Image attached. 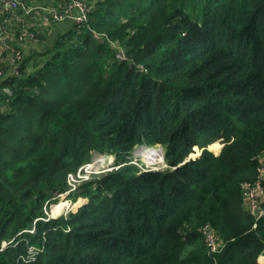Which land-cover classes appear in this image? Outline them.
Returning a JSON list of instances; mask_svg holds the SVG:
<instances>
[{
  "label": "trees",
  "instance_id": "trees-1",
  "mask_svg": "<svg viewBox=\"0 0 264 264\" xmlns=\"http://www.w3.org/2000/svg\"><path fill=\"white\" fill-rule=\"evenodd\" d=\"M83 1L48 45L62 21L0 11V43L21 51L0 58V264H260L243 186L264 169V0ZM23 29L44 44L25 51ZM140 144L168 166L130 163ZM98 151L119 167L50 214Z\"/></svg>",
  "mask_w": 264,
  "mask_h": 264
},
{
  "label": "built area",
  "instance_id": "built-area-1",
  "mask_svg": "<svg viewBox=\"0 0 264 264\" xmlns=\"http://www.w3.org/2000/svg\"><path fill=\"white\" fill-rule=\"evenodd\" d=\"M20 7L25 11L24 13L27 14L35 11L37 18L46 24V27H49L55 21H62L69 17L73 18L76 22L87 19L88 6L83 0H69L66 3H61L59 5L43 3L34 4L28 3V1L25 0H0V11L7 14V20L5 21L7 24L13 23L12 21L15 17V11ZM74 7L78 8L79 10L76 16L72 15V9ZM32 24L33 23H31V25ZM3 25H5V23H3ZM26 37L36 39L35 33L30 29H23L21 32L20 39L25 40ZM6 50H9V52L13 54L14 58L19 59L21 57V51L19 49H13L11 47L1 48L2 52ZM0 72H2L1 69ZM16 73L18 74L19 72L16 70ZM261 162L263 163V159H261ZM72 176L73 175L70 176V183L72 184L73 189L74 181H71ZM262 180H264V169H261L260 177L257 181H255L254 184L246 183L243 186V194L246 198V204H248L249 210L256 214L257 218H260L264 215V206H262L264 201V187L262 185ZM203 231L205 233L207 245L209 247V252L220 251V248L217 245L219 238H217L213 229L209 225H206L204 226ZM259 261L261 264H264V249L259 255Z\"/></svg>",
  "mask_w": 264,
  "mask_h": 264
},
{
  "label": "rangeland",
  "instance_id": "rangeland-1",
  "mask_svg": "<svg viewBox=\"0 0 264 264\" xmlns=\"http://www.w3.org/2000/svg\"><path fill=\"white\" fill-rule=\"evenodd\" d=\"M5 47H12V46L9 43H0V58L2 56L1 54H3L1 51V48H5ZM3 56H4V58L6 57V55H3ZM142 146H148V147H151L154 149H160L161 151L163 150V153L165 151V148L162 144H155V145H148V144L143 145L142 144ZM138 147L140 148V145H137L135 147V149L133 150L132 157L134 160L131 161L130 163H137L139 166H141L142 169H150V170L151 169H162V168L168 166L166 163V160H165V156H163V160L159 164V162H150L146 158L136 155L135 152L138 149ZM222 147H223V144L220 141H215L209 145V148L213 151H215V150L220 151L222 149ZM215 148H219V149H215ZM198 150H200V149L198 148L196 150V152ZM198 152H200V151H198ZM98 155L100 156V158H96V156L94 155L91 162L87 163V165H85V167H83L77 173V175H73L71 177V181H74V183H73V188L75 190L74 192L79 191V189L81 188V186L83 184L89 183L91 181H95V180L99 179L102 175H106L107 173H109L110 171L115 169L116 168L115 166H117V168L119 167V165L115 164V154L114 153L106 151V152H103L102 154H98ZM101 161H103V162H101ZM104 163H105V165H104ZM95 187H96V185L94 184L93 188H95ZM69 192H71V191H69ZM67 195L68 194H66V193L61 194L58 202H60L61 200H68L69 205L66 204L65 207L63 206L61 209H57L55 204L58 202H56L52 206V210H51L50 214L59 216L61 214L67 213L69 210H71L74 206L77 205V202H79V201L81 202L84 199L82 195H79L77 200H69V199H66Z\"/></svg>",
  "mask_w": 264,
  "mask_h": 264
},
{
  "label": "crops",
  "instance_id": "crops-1",
  "mask_svg": "<svg viewBox=\"0 0 264 264\" xmlns=\"http://www.w3.org/2000/svg\"><path fill=\"white\" fill-rule=\"evenodd\" d=\"M38 2H39V4L43 3V4L59 5L61 3L66 2V0H39ZM78 11H79L78 8L74 7L72 9V15L76 16V14H78ZM28 15L29 14H27V13L18 14L17 20L20 23V27L21 26H23V27L26 26V18H27ZM67 19H69V18H67ZM64 23H65L64 20H62V22L55 23L51 27L50 30H46L47 31L46 38L43 41L46 45H48L49 43L53 42L54 38L57 36L58 30L60 29V27H57V25H63ZM0 25H1V19H0ZM34 40H36V39H34ZM38 43H40V42H38L37 40L36 41H30L29 40V42L19 43V44L24 48L25 51H34L38 47H41L42 44H44V43H40V44H38Z\"/></svg>",
  "mask_w": 264,
  "mask_h": 264
},
{
  "label": "bare ground",
  "instance_id": "bare-ground-1",
  "mask_svg": "<svg viewBox=\"0 0 264 264\" xmlns=\"http://www.w3.org/2000/svg\"><path fill=\"white\" fill-rule=\"evenodd\" d=\"M135 154L138 155V156H142V157L146 158L150 162H159V164L162 162L163 156H164L163 150L161 151L160 149H154V148H151V147H148V146H141L140 148L138 147V149L136 150ZM101 162H103V161H101ZM104 165H105V163H104ZM66 204L69 205V201L68 200H61L60 202L56 203L55 206H56L57 209H61L63 206L65 207Z\"/></svg>",
  "mask_w": 264,
  "mask_h": 264
},
{
  "label": "clouds",
  "instance_id": "clouds-1",
  "mask_svg": "<svg viewBox=\"0 0 264 264\" xmlns=\"http://www.w3.org/2000/svg\"><path fill=\"white\" fill-rule=\"evenodd\" d=\"M140 145H142V144H140ZM140 147H141V146H140ZM218 151H219V150H218ZM102 153H103V152H94V155L97 156L96 158H100V156H99L98 154H102ZM94 155H93V156H94ZM164 156H165V155H164ZM91 161H92V160H91ZM88 163H89V162H88ZM86 165H87V163H86ZM84 167H85V166H84ZM115 167L117 168V166H115ZM140 167H141V166H140ZM143 170H147V169H143ZM69 191H71V192H72V191H73V192L75 191L74 188L72 189V184H71V188H70V190H68V191L66 192V194L71 193V192H69ZM66 199H67V198H66ZM83 200H84V199H83ZM53 205H54V204H52L51 206H53ZM258 261H259V258H258ZM259 263H260V261H259ZM260 264H261V263H260Z\"/></svg>",
  "mask_w": 264,
  "mask_h": 264
},
{
  "label": "water",
  "instance_id": "water-1",
  "mask_svg": "<svg viewBox=\"0 0 264 264\" xmlns=\"http://www.w3.org/2000/svg\"><path fill=\"white\" fill-rule=\"evenodd\" d=\"M144 145V144H143ZM140 146H142V145H140Z\"/></svg>",
  "mask_w": 264,
  "mask_h": 264
}]
</instances>
